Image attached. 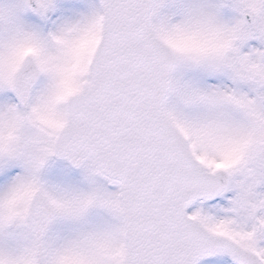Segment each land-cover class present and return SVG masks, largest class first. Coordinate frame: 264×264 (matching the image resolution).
<instances>
[{
    "label": "snow or ice",
    "instance_id": "obj_1",
    "mask_svg": "<svg viewBox=\"0 0 264 264\" xmlns=\"http://www.w3.org/2000/svg\"><path fill=\"white\" fill-rule=\"evenodd\" d=\"M0 264H264V0H0Z\"/></svg>",
    "mask_w": 264,
    "mask_h": 264
}]
</instances>
